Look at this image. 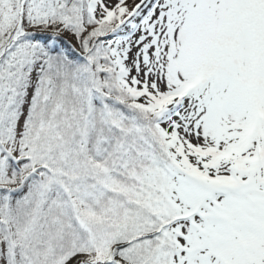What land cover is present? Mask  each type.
<instances>
[{"label": "snow or ice", "instance_id": "obj_1", "mask_svg": "<svg viewBox=\"0 0 264 264\" xmlns=\"http://www.w3.org/2000/svg\"><path fill=\"white\" fill-rule=\"evenodd\" d=\"M0 264H264V0H0Z\"/></svg>", "mask_w": 264, "mask_h": 264}]
</instances>
